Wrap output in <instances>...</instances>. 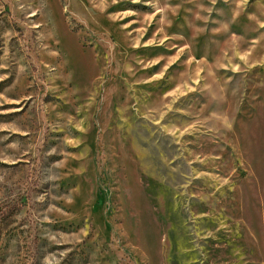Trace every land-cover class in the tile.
Segmentation results:
<instances>
[{
	"label": "rangeland",
	"instance_id": "rangeland-1",
	"mask_svg": "<svg viewBox=\"0 0 264 264\" xmlns=\"http://www.w3.org/2000/svg\"><path fill=\"white\" fill-rule=\"evenodd\" d=\"M0 264H264V0H0Z\"/></svg>",
	"mask_w": 264,
	"mask_h": 264
}]
</instances>
